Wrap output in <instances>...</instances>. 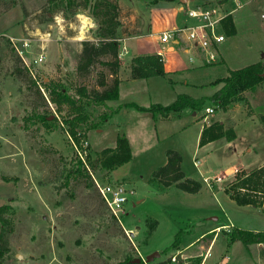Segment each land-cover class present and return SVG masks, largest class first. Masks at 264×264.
Instances as JSON below:
<instances>
[{"label":"rangeland","instance_id":"1","mask_svg":"<svg viewBox=\"0 0 264 264\" xmlns=\"http://www.w3.org/2000/svg\"><path fill=\"white\" fill-rule=\"evenodd\" d=\"M94 2L74 0L71 6L65 2L56 6L47 0H0V206L11 207L4 215L9 221L6 229L11 231L0 264H118L126 257L137 259L138 253L145 257L153 252L159 256L150 264H198L197 259L205 257V252L199 253L202 248H183L179 253L175 252L179 247L165 249L176 239L178 246H184L209 226L227 221L233 223V228L264 231L261 210L238 206L223 191L240 171L248 173L264 164V78L226 109L208 101L196 117L189 109L173 113L167 129L160 126L157 132L150 113L134 108L117 111L97 129L77 128L80 145L77 149L72 145L60 122L68 118L72 107L51 103L49 88L65 87L76 99L81 87L101 89L97 84L101 76L110 83L106 67L100 64L88 75L76 72L81 43L97 41L99 20L95 18ZM113 2L118 6L121 36L139 35L145 27L149 3ZM198 5L215 6L225 13L233 10L236 34L224 35L215 61H201L193 49L186 52L187 46L180 42L166 56L171 61L169 67L188 72L152 78L133 92H122L119 102L84 106L87 124L97 122L122 102L149 107L169 105L179 94L211 97L222 86L215 81L230 70L264 62V0H193L192 7ZM81 17L93 26H85ZM131 44L153 46L144 35L127 42L128 47ZM123 46L118 54L120 65L128 48L125 52ZM206 107L214 112L203 122ZM180 113L182 120L175 118ZM35 115L55 117L59 124L47 128ZM214 122L221 123L224 130L232 129L235 139L221 138L199 148L198 129ZM118 135L128 136L132 155L129 162L111 171V175L98 170L90 181L68 178L77 157L83 160L89 155L96 159L100 151L115 146ZM168 150L181 155L187 177L201 184L197 193L164 187L153 177L165 164ZM233 165L236 170H229ZM3 178L12 180L6 182ZM95 181L122 186L127 200L119 220L107 208ZM227 232L224 228L215 233L205 264H216L225 256L228 264H264V256L248 252L241 242L228 246ZM212 235L197 243L205 246Z\"/></svg>","mask_w":264,"mask_h":264},{"label":"trees","instance_id":"2","mask_svg":"<svg viewBox=\"0 0 264 264\" xmlns=\"http://www.w3.org/2000/svg\"><path fill=\"white\" fill-rule=\"evenodd\" d=\"M164 0H151V4H155ZM173 1V0H169ZM50 4L73 5L74 0H47ZM94 8L96 10L95 18L98 19L99 29L96 34V42L83 41L81 43V53L76 66V72L80 76L88 75L95 65L100 64L107 69V75L111 79L110 83L102 79L97 83L101 89L87 90L81 87L77 90L78 97L74 99L68 94L65 87L52 86L49 88L51 97L50 102L59 106L60 103L67 104L72 107L68 118L60 120L66 129V133L72 141V145L78 148L79 141L77 138V128L85 126V131L97 129L104 120L112 116L120 108H134L141 112H148L154 122L158 119H165L170 114L183 112L184 110H191V112H198L204 108V105L212 101L217 107L226 109L235 101L241 100L240 94L245 90H252L263 81L264 75V62L253 63L246 67L230 70L228 75L215 81L216 84L222 83L221 88L211 97L193 98L187 94H179L176 99L169 105L163 106L160 104H153L149 107L138 106L135 103H127L114 109L109 114L101 115L97 122L88 123V114L84 106H106L108 101H116L119 97V79L118 71L120 63L118 54L121 44L118 41L121 39L120 22L118 21V6L113 0H95ZM222 31L225 36H234L236 34V27L231 15L226 16L222 20ZM177 44L176 46H178ZM105 58V59H104ZM130 74L132 79L147 80L155 77L164 78L167 73L164 69V63L158 55H144L134 57L131 61ZM84 100V101H82ZM74 114V115H73ZM44 126L47 128H55L59 121L50 116L35 115ZM264 127V116L262 117ZM84 131V132H85ZM83 136L85 137V133ZM225 138L227 141L235 139V132L232 129L224 130L223 125L219 122H214L210 125L204 126L201 130L198 147H202L210 142L218 139ZM131 148L127 138L124 135H118L115 140L113 148H105L100 151L96 159H91L86 155L85 159L80 157L75 159L76 166L74 169H69L71 175L68 178L83 177L91 180V175L96 171L102 170L111 172L118 167L130 161ZM182 157L177 151H166V162L163 166L159 167L154 173L153 177L161 183L164 187L175 186L183 192L194 194L197 193L201 184L188 178L181 169ZM8 182L12 179L3 178ZM224 193L234 201L238 206H253L261 208L264 213V164L255 170L248 173L240 171L235 175L234 182L223 189ZM9 205L0 206V256L7 252V235L11 229H6L9 221L4 217L10 211ZM156 223V222H155ZM214 235V233H213ZM212 235V236H213ZM228 246L234 242H241L245 248L252 244H264V231H249L237 228H231L228 232ZM178 240L174 241L169 248H177ZM139 259V258H137ZM136 258L132 259L126 257L118 264H143L135 262ZM158 264H168L162 262Z\"/></svg>","mask_w":264,"mask_h":264},{"label":"crops","instance_id":"3","mask_svg":"<svg viewBox=\"0 0 264 264\" xmlns=\"http://www.w3.org/2000/svg\"><path fill=\"white\" fill-rule=\"evenodd\" d=\"M145 1H147L149 3L148 0H145ZM192 6H193V0L159 1L155 4H151V2H150L149 3L150 9L147 13L146 21L144 23L145 27L143 28V30H141L139 35L134 36V37H129V38L121 37L120 44H121V46L125 45L124 46L125 48L128 47L127 42L135 40V39H137L143 35L150 38V42L153 44V46L150 48V47H147V46L142 45V44H134V45L131 44V46H129L126 49L127 52L124 55V62H123V64L120 65V68L118 71V79L120 81V83H119V97H120L122 92L123 93L133 92L135 89L139 88L141 86V84H146L148 81H150L152 79V78L147 79V80L132 79L131 74H130V66H131L132 59L134 57H137V56L157 55L159 50H160V44H159L157 35L163 31L173 30V29L182 27L183 25L187 24L188 20H187L186 16L184 15V13H185L184 11L186 8H189ZM232 11L233 10L226 12V13H230V12L232 13ZM123 43H125V44H123ZM165 50H163V51H165V53L163 51L162 52L164 54V59H165L164 69H165L166 73L171 74L173 72H179V71L188 72L189 71V69H185V68L184 69H177V67H174V68L169 67L171 64V61H170V58H167L166 54L174 52L175 47H172V48L168 47ZM167 63L169 64L168 66L166 65ZM119 97L117 99L118 102H119ZM127 103H130V102H126V103L122 102V103H119V105H124ZM125 109H127V108L122 107L118 111H122ZM182 114L180 113L179 116H176L175 118L178 120H182L184 118V116ZM172 116L173 115L170 114L169 117H167L165 119H158L155 122V126H156L155 131L157 132L159 130L160 126L162 129H167L166 124L171 120ZM192 116L196 117V112H192ZM206 125H208V124H206ZM202 128H203V126L201 125L200 128L198 129V132L196 135V142L197 143H198ZM126 137L128 140V136H126ZM213 142H215V141H213ZM213 142H210V143H213ZM210 143H208L202 147H206ZM194 153H195V151H194ZM182 163H183V161L181 162V169L183 171ZM231 168H234V170H236L237 167L233 165V166L229 167L228 169L230 170ZM110 175H111V172H110ZM185 175H186V173H185ZM204 177H206V176H203V178ZM114 179L117 180V178H114ZM258 209L262 211L261 208H258ZM213 219H215V218H213ZM157 226H158V222H157ZM225 226H227L228 228L234 227L233 223L229 222V221H227L226 224H216V225L209 226L207 228V230L201 231V233L199 234V236L195 240H192V241L190 240L184 246H178L179 250H176L175 252L179 253L180 251H182L181 249H183V248H185V249L189 248V251H190V249H191L190 247H193V246H195V248H199L198 250H200V248H202L199 253L203 254L205 252V258H202V260L197 259V262H198V264H202V263L205 264L207 261V258L209 256V253L211 252V249L213 247V241H214V238L216 236L215 233L219 232L221 229L224 230ZM156 229L157 228H155V230ZM217 229H220V230H217ZM258 230H259L258 228L249 229V231H254V232H257ZM227 231H229V229H225V232H227ZM213 233H214V235L210 236L211 238L208 237V242H206L205 246L203 244L197 243V242H199L200 239L204 238L206 235H210V234L212 235ZM196 243H197V246H196ZM231 245H233V244H231ZM193 249H194V247H193ZM194 250H193V252H194ZM246 250L250 253L255 252L256 255H259L260 257L264 256V244H252V245L248 246L246 248ZM226 251H228V250H226ZM195 253H198V251L197 252L195 251ZM148 255H149V253H148ZM170 256H171V253H170ZM145 257H147V256L145 255ZM158 263L159 262L157 261V264Z\"/></svg>","mask_w":264,"mask_h":264},{"label":"built area","instance_id":"4","mask_svg":"<svg viewBox=\"0 0 264 264\" xmlns=\"http://www.w3.org/2000/svg\"><path fill=\"white\" fill-rule=\"evenodd\" d=\"M184 12L186 18L191 20V22L182 27L159 33L157 36L160 50L157 55L161 57L164 63L165 59L163 52L165 53V49L168 47H175L180 42H183L187 46L185 51L188 52L190 49H193L195 55H197L201 61L205 63L215 61L217 46L225 41L221 23L226 16L231 14V12L225 13L218 7L211 5L189 7L186 8ZM118 41L120 42L121 39ZM122 49L126 52L124 46ZM42 58L43 55L39 57L38 61H41ZM204 111L205 116L203 121H206L207 116L213 114L214 110L210 107H206ZM204 181L207 183L206 178ZM95 184L107 208L113 216L119 220L120 215L123 214V206L127 200L122 186L118 184L100 185L96 181ZM224 228L226 229L228 227L225 226ZM138 255L143 264H150V262L146 261V257L141 256L140 253H138ZM170 260L175 262L174 257H171ZM228 261L229 260L225 256L216 264H228Z\"/></svg>","mask_w":264,"mask_h":264},{"label":"water","instance_id":"5","mask_svg":"<svg viewBox=\"0 0 264 264\" xmlns=\"http://www.w3.org/2000/svg\"><path fill=\"white\" fill-rule=\"evenodd\" d=\"M159 256V254L158 253H156V252H154V253H152V254H150V255H147V257H146V261L147 262H152L155 258H157ZM135 262H139V259H136V261Z\"/></svg>","mask_w":264,"mask_h":264},{"label":"clouds","instance_id":"6","mask_svg":"<svg viewBox=\"0 0 264 264\" xmlns=\"http://www.w3.org/2000/svg\"><path fill=\"white\" fill-rule=\"evenodd\" d=\"M81 20H82V22H83V24L85 26H87V27H92L93 26L90 22L84 20L83 17H81ZM57 23H60L59 19H57Z\"/></svg>","mask_w":264,"mask_h":264},{"label":"bare ground","instance_id":"7","mask_svg":"<svg viewBox=\"0 0 264 264\" xmlns=\"http://www.w3.org/2000/svg\"><path fill=\"white\" fill-rule=\"evenodd\" d=\"M46 36H47V35H46ZM46 36H45V37H46Z\"/></svg>","mask_w":264,"mask_h":264}]
</instances>
